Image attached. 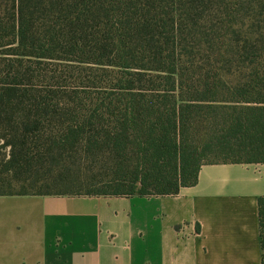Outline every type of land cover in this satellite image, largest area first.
<instances>
[{"label": "trees", "instance_id": "16d2710c", "mask_svg": "<svg viewBox=\"0 0 264 264\" xmlns=\"http://www.w3.org/2000/svg\"><path fill=\"white\" fill-rule=\"evenodd\" d=\"M0 142L22 183L0 195H169L264 162V0H0Z\"/></svg>", "mask_w": 264, "mask_h": 264}, {"label": "crops", "instance_id": "0c3cea01", "mask_svg": "<svg viewBox=\"0 0 264 264\" xmlns=\"http://www.w3.org/2000/svg\"><path fill=\"white\" fill-rule=\"evenodd\" d=\"M264 162L169 195H0V264H261Z\"/></svg>", "mask_w": 264, "mask_h": 264}, {"label": "rangeland", "instance_id": "374dc122", "mask_svg": "<svg viewBox=\"0 0 264 264\" xmlns=\"http://www.w3.org/2000/svg\"><path fill=\"white\" fill-rule=\"evenodd\" d=\"M2 142H0V185H5L6 187L3 189L4 191H12L15 193H18L22 189V183L18 180H12L10 174H7L5 172H2V159L5 157V155L8 154V148L2 147ZM11 183V184H10ZM11 185V186H9ZM30 186V185H28ZM37 187L27 189L30 192H34L37 190Z\"/></svg>", "mask_w": 264, "mask_h": 264}]
</instances>
